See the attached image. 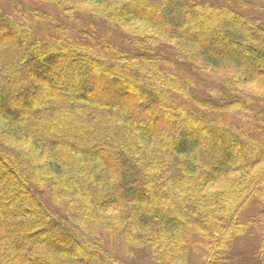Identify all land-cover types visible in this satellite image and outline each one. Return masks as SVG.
I'll use <instances>...</instances> for the list:
<instances>
[{
  "label": "trees",
  "instance_id": "1",
  "mask_svg": "<svg viewBox=\"0 0 264 264\" xmlns=\"http://www.w3.org/2000/svg\"><path fill=\"white\" fill-rule=\"evenodd\" d=\"M213 2L0 0V264H264V33Z\"/></svg>",
  "mask_w": 264,
  "mask_h": 264
},
{
  "label": "rangeland",
  "instance_id": "2",
  "mask_svg": "<svg viewBox=\"0 0 264 264\" xmlns=\"http://www.w3.org/2000/svg\"><path fill=\"white\" fill-rule=\"evenodd\" d=\"M210 1H212V2L214 1L213 3H216V2L226 3L228 6L230 5L236 9H238L239 11H241L243 13V16L235 14V10L232 9L231 7H230V9L232 10L233 13H231L230 15L224 14L225 16H228V17H222V14L218 13L216 7H214V6L209 7V9H202L201 10L202 13H201V15H199L195 19V23H196V26H198L200 29H202L206 32L205 35L207 36V40H212V38L210 37V32L212 30L222 31V32L230 35L231 37L238 38V39H244L245 32H241L240 36H236L237 31H239V29L241 27L240 24H243L246 26L248 24V21L250 23H252L251 20L255 21L257 24H260L261 29L259 30V32L264 33V0H210ZM87 6H89L91 9L96 8L93 4L87 5ZM45 7L48 9L49 6L45 5ZM257 18L260 20H256ZM36 22H42V21H36ZM229 22H230V24H228ZM125 25L128 28L133 29V30L141 29V31H142L145 29H151L150 25L147 22H143V23L141 22L140 23L139 21H135L133 23H126ZM31 27L32 28L34 27V23L31 24ZM136 31H138V30H136ZM14 35L15 34H11V36H14ZM254 36H255V39H254L255 42H251L250 40L247 39L246 40L248 42L247 44L252 45V46H257L259 48L264 47V45H263L264 44V42H263L264 37L262 39H260L255 32H254ZM51 37H53V38H50V39H53L52 41H54V39L64 41V38L60 37L56 33H54L53 36H51ZM160 38H162L166 42H169V40L165 36L160 35ZM40 46H42V45H40ZM53 46H55V45H53ZM53 50L50 49L51 52L50 51H44V53H46L45 55H43L44 59H51L54 56L59 57L63 54V51H61V50H56V49H53ZM165 68H166L167 72H169V71L173 72V74H171V76H174L176 74V76H178L180 79H183L184 75H186L182 70L177 68L175 63H172L171 66H167ZM229 74L230 73H228V70H225V72L221 73V75H229ZM244 86H245V90L247 92H251L252 96H254V97H258L259 95L264 96V80L258 81V82H253V83H247ZM211 94H212V96H215L214 92H211ZM16 98L22 100L21 105H23L24 107H28L29 96L27 95V93L25 91L19 92V95L16 96ZM222 99H224L223 101H225L226 97L222 96ZM247 107L249 108V110H248L249 113L247 114V118L244 120H240V118H237V121H239L240 123H243V126L246 125V126L255 128L257 123H256V121L254 123H252V120L257 119V117L259 116V111H255V108L252 107L251 105H248ZM194 113L196 115L197 114L199 115V110L194 108ZM218 114L221 115L220 112H218ZM199 117H200V115H199ZM151 123L154 126L156 124L155 120H151ZM176 129L180 132H184L186 128L184 126H180V124H178ZM211 134L205 136V138H204L205 141H207L210 146L214 145L213 142H215V138H216V135L214 133H211ZM238 145H239V149L241 152L247 151V149L244 148L245 146H243L244 145L243 141H239ZM262 180H264V177L262 178ZM48 181H46V182H48ZM44 196L48 197L46 192H44ZM174 206H175V204H172L171 207L167 206V211H169L170 213H173L174 215H178L177 214L178 211L174 208ZM52 210H53V208L51 205V211ZM179 219L181 220L183 218H181L179 216ZM59 241H57L56 243L58 245H63V243L59 242ZM67 243L69 246L72 245V243L69 241ZM96 262H97V264H102L103 261H101L99 258L96 257Z\"/></svg>",
  "mask_w": 264,
  "mask_h": 264
}]
</instances>
